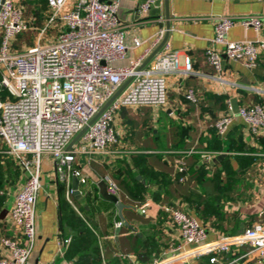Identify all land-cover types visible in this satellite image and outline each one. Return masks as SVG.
Listing matches in <instances>:
<instances>
[{
  "label": "crops",
  "instance_id": "0c3cea01",
  "mask_svg": "<svg viewBox=\"0 0 264 264\" xmlns=\"http://www.w3.org/2000/svg\"><path fill=\"white\" fill-rule=\"evenodd\" d=\"M14 1L26 11L28 1L32 0ZM147 1L120 0L118 15L129 48L126 57L117 65H130L140 59L141 66L148 67L169 46L177 53L181 63L186 56H190L193 73L185 76L176 71L167 76L168 101L164 107H124L120 110L115 119L119 141L110 146L107 153L77 156L74 165L87 178V182L79 186V205L68 199L71 205H61V181L56 176L55 161L51 157L43 158L32 264H80L79 255L68 256L67 251L72 243L75 245L84 238L81 228L86 229L91 244L97 246L94 264H154L174 255L184 243L179 227L165 210L166 206L183 209L195 217L207 228L209 243L240 237L247 227L264 218V128L254 132L239 117L225 136L218 135L212 126L226 112L228 102L235 109L264 103V50L254 69L224 56L223 69L218 72L206 58L209 48L220 49L213 43L215 17L264 16V0H156L148 9H143L142 5ZM75 2L69 0L67 8H71ZM49 12L48 7L42 26ZM34 18L33 14L26 16L33 26L41 28L35 24ZM161 30L165 33L158 39ZM35 31L37 34L38 31ZM136 37L142 41L139 46H134L133 39ZM263 38L264 25L257 31L237 23L229 32L231 40ZM17 41L18 38L15 40V50L31 46L24 41L17 45ZM35 41L34 37L33 44ZM126 84L123 83L116 96ZM189 89L194 90L195 100L187 98ZM229 141L242 142L252 149L226 151L225 146ZM202 151L211 152L212 159L222 153L227 155L219 159V163L211 165L205 163ZM140 155L147 157L137 159ZM190 155H198L199 158L190 172H201L203 179L202 182L200 177L192 181L190 186L193 189L204 192V187H210L207 181L217 170L222 178L226 177L224 163L227 162L237 172L234 195L231 198L222 197L219 205L213 207L197 205L191 202V198L179 195V191L175 190L180 176L177 163L179 160L185 161V157ZM1 156L2 165H6L5 157H8L17 170L20 169L13 157ZM239 157L251 159V164L244 170H241ZM139 164L150 165L148 172L140 174ZM166 167L173 168V173L164 170ZM129 170L137 174L135 180L128 175ZM72 177L67 181V188H72ZM107 177L120 189L118 197L126 205L122 211L124 219L120 217L116 205L113 202V205H107L108 200L100 193L98 184ZM24 179L22 170L17 178L9 179L6 176L1 190L6 195V201L0 205V258L7 252L1 238L15 233L10 211ZM168 186L171 188L169 200ZM142 187L146 191L140 203L133 199L130 192ZM189 189L191 191V187ZM72 209L81 217V221L69 216ZM118 221L123 224L118 226ZM65 239H70L68 245L63 244ZM192 249L186 246L187 256L176 264H254L242 258L248 250L244 243L235 244L229 252L220 253L218 263L210 262L214 253L196 255L191 254Z\"/></svg>",
  "mask_w": 264,
  "mask_h": 264
},
{
  "label": "built area",
  "instance_id": "2783aa9c",
  "mask_svg": "<svg viewBox=\"0 0 264 264\" xmlns=\"http://www.w3.org/2000/svg\"><path fill=\"white\" fill-rule=\"evenodd\" d=\"M155 1L148 0L142 8L148 9ZM47 3L48 19L37 29L26 19L22 5L0 0V154L13 157L25 173L10 211L15 233L1 238L7 252L0 264H32L44 157L54 159L59 181L67 182L75 175L80 183H86L87 178L74 165L77 156L107 153L118 143L115 119L120 110L164 107L168 101L167 76L176 71L185 76L193 73L190 56L181 63L169 46L148 67H142L140 59L130 65H117L129 48L118 15L120 0H76L71 8H67L69 0ZM237 23L259 31L264 16L215 17L213 43L220 49L209 48L206 58L218 72L223 69L224 56L250 69L258 66L264 38L229 39ZM29 30L38 31L35 43L15 50V40ZM50 30L55 34L50 35ZM164 33L161 30L158 39ZM133 43L139 46L142 41L136 37ZM125 82L124 90L116 96ZM1 90L6 91L4 96ZM187 98L196 99L193 89L188 90ZM238 117L258 132L264 128V103L235 109L228 102L226 112L212 126L218 135L225 136ZM201 153L207 159L213 157L211 152ZM177 167L179 180L185 181V161L179 160ZM105 181L109 191L118 196V185L108 177ZM72 195L73 189L68 187L66 196L71 203ZM165 210L179 227L184 243L174 255L154 264L178 263L187 252L186 246L193 248L191 254L214 253L210 262L218 263L219 254L229 252L238 243L248 246L242 258L264 264V218L247 227L240 237L209 243L207 228L195 217L173 206ZM122 224L117 222L118 226ZM69 243L70 239L63 240L64 245Z\"/></svg>",
  "mask_w": 264,
  "mask_h": 264
},
{
  "label": "trees",
  "instance_id": "16d2710c",
  "mask_svg": "<svg viewBox=\"0 0 264 264\" xmlns=\"http://www.w3.org/2000/svg\"><path fill=\"white\" fill-rule=\"evenodd\" d=\"M27 6L28 7L25 11V15L29 16L33 14L35 17L34 18L35 24H37L38 26H42L44 24V21L46 20V12L48 11L47 0L28 1ZM35 35H36L35 30H29L22 33L18 37L17 45L22 44L23 41L29 45H32L33 38ZM5 94L6 91L1 90V95L4 96ZM225 149L226 151H230V152H243V151H250L252 148L245 145L242 142L237 143L234 141H229L228 144L225 146ZM1 157L2 156L0 155V159ZM146 157L147 155H140L137 156L136 158L146 159ZM5 159H6L5 166L1 164V160H0V205H3L6 201V195L1 193L2 187L6 183V176H9V179L17 178L19 176V173L21 172L20 169H19L20 171L17 170L11 159H9L8 157H5ZM239 159L241 161V170H244L247 167V165L251 164L250 157H239ZM198 162H199L198 155L197 156L190 155L189 157H185V166L189 174V177H187L186 181H180L178 179L177 181L178 185L175 186V190L179 191V195H182L185 198L188 197L191 198L192 203H196L197 205H208L209 207L210 205L212 207L219 205L222 197L231 198L234 195V191L236 189V181L238 178H236L237 172L234 169H232L229 163L227 162L224 163L226 169V177L222 178L220 171L219 170L215 171L214 176L209 181H207L208 183H210V187L209 188L204 187V192H198L195 189H193L192 186H190L192 181L199 179V177L200 179L202 178L201 177L202 175L200 176L201 172L196 171L194 174L190 172L191 169L194 168ZM149 168L150 165L139 164V173L144 174L148 172ZM164 170L168 171L169 173H173V168L171 167L169 168L166 167V169ZM129 174L135 180L137 174L132 173L130 170L128 171V175ZM202 181L203 179L200 180V182ZM60 183H61L60 186L61 205L63 207L65 205H71V203L66 198L67 182H60ZM190 187H191V191L189 189ZM145 191L146 189L142 187L131 191L130 194L133 197V199L141 203L144 200ZM168 191H169V195L167 196L168 197L167 199L169 200L170 199L169 197L171 195V188L169 186H168ZM71 199L72 202L76 205H79V203L81 202L80 199L76 200L73 195L71 196ZM107 202H108L107 205H113L112 202L109 201ZM69 216L76 219L78 222L81 221V217L77 215L73 209L70 211ZM81 230L83 231V233L81 234H83L84 238L83 239L81 238L77 242H75V245L74 243H72L69 246L67 255L70 256V255L78 254L79 255L78 262H80V264H94L96 258L95 251L97 250V246L91 244V240L88 237V233L86 229L81 228Z\"/></svg>",
  "mask_w": 264,
  "mask_h": 264
},
{
  "label": "water",
  "instance_id": "95a60500",
  "mask_svg": "<svg viewBox=\"0 0 264 264\" xmlns=\"http://www.w3.org/2000/svg\"><path fill=\"white\" fill-rule=\"evenodd\" d=\"M226 155H227L226 153H222L219 155L218 158H215V159H207L206 158L205 163L208 162L211 165H215V163H219V159H223ZM79 186H80L79 178L77 176L73 175V177H72V188H73V195L76 197V199H79L81 196V191L79 189ZM98 186H99L100 193H101L102 197L108 201L113 202L119 211L120 217L122 219H124L122 216V211L126 205L120 200V198L117 195H115L109 191L108 184L105 180H101L99 182Z\"/></svg>",
  "mask_w": 264,
  "mask_h": 264
},
{
  "label": "bare ground",
  "instance_id": "6f19581e",
  "mask_svg": "<svg viewBox=\"0 0 264 264\" xmlns=\"http://www.w3.org/2000/svg\"><path fill=\"white\" fill-rule=\"evenodd\" d=\"M183 258L185 257V256H187V254H185V255H181Z\"/></svg>",
  "mask_w": 264,
  "mask_h": 264
},
{
  "label": "rangeland",
  "instance_id": "374dc122",
  "mask_svg": "<svg viewBox=\"0 0 264 264\" xmlns=\"http://www.w3.org/2000/svg\"><path fill=\"white\" fill-rule=\"evenodd\" d=\"M51 32H53V30H50V33H51ZM49 36H50V35H49ZM34 37H35V36H34ZM77 144H79V143H77Z\"/></svg>",
  "mask_w": 264,
  "mask_h": 264
}]
</instances>
